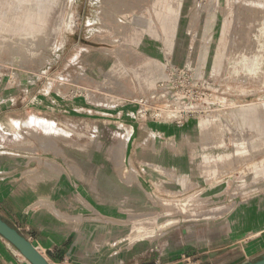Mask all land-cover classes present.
Listing matches in <instances>:
<instances>
[{
	"label": "rangeland",
	"instance_id": "rangeland-1",
	"mask_svg": "<svg viewBox=\"0 0 264 264\" xmlns=\"http://www.w3.org/2000/svg\"><path fill=\"white\" fill-rule=\"evenodd\" d=\"M0 151L16 181L84 185L90 264L256 219L264 0H0Z\"/></svg>",
	"mask_w": 264,
	"mask_h": 264
},
{
	"label": "crops",
	"instance_id": "crops-1",
	"mask_svg": "<svg viewBox=\"0 0 264 264\" xmlns=\"http://www.w3.org/2000/svg\"><path fill=\"white\" fill-rule=\"evenodd\" d=\"M254 63H259L254 59ZM8 152L0 151V217L28 238L51 264H90L86 250L79 245L84 212L88 200L78 199L73 192L85 190L83 184L58 183L55 178L27 184L16 181L9 170ZM84 204V205H83ZM243 206L225 218V228L217 233L212 228L203 234H174L160 248L129 247L119 253L118 264H242L249 260V247L234 246L236 240H247L264 233V212L254 220L246 218ZM229 223V225H228ZM214 231V232H212ZM175 233V232H174ZM184 233V232H183ZM132 239V238H131ZM130 240V239H129ZM259 244L264 246V235ZM260 250V249H259ZM256 250V251H259ZM124 256V258H123ZM0 264H30L0 235Z\"/></svg>",
	"mask_w": 264,
	"mask_h": 264
},
{
	"label": "water",
	"instance_id": "water-1",
	"mask_svg": "<svg viewBox=\"0 0 264 264\" xmlns=\"http://www.w3.org/2000/svg\"><path fill=\"white\" fill-rule=\"evenodd\" d=\"M0 235L7 240L19 254L30 264H51L47 258L22 235L14 226L9 225L0 217ZM242 264H264V253L255 260H247Z\"/></svg>",
	"mask_w": 264,
	"mask_h": 264
},
{
	"label": "bare ground",
	"instance_id": "bare-ground-1",
	"mask_svg": "<svg viewBox=\"0 0 264 264\" xmlns=\"http://www.w3.org/2000/svg\"><path fill=\"white\" fill-rule=\"evenodd\" d=\"M121 4V3H120ZM256 64V63H255ZM254 65V64H253ZM28 262V261H27ZM29 263V262H28Z\"/></svg>",
	"mask_w": 264,
	"mask_h": 264
},
{
	"label": "trees",
	"instance_id": "trees-1",
	"mask_svg": "<svg viewBox=\"0 0 264 264\" xmlns=\"http://www.w3.org/2000/svg\"><path fill=\"white\" fill-rule=\"evenodd\" d=\"M9 224V223H8ZM10 225V224H9Z\"/></svg>",
	"mask_w": 264,
	"mask_h": 264
}]
</instances>
